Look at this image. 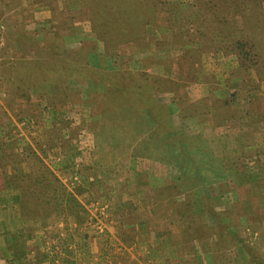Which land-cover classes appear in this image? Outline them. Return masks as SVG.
I'll list each match as a JSON object with an SVG mask.
<instances>
[{
    "label": "rangeland",
    "instance_id": "374dc122",
    "mask_svg": "<svg viewBox=\"0 0 264 264\" xmlns=\"http://www.w3.org/2000/svg\"><path fill=\"white\" fill-rule=\"evenodd\" d=\"M199 2L166 0L172 22L193 20ZM90 6V0H78L70 8L63 0H0V264H13L5 257L4 239L15 237H44L57 246L70 243L72 264H86L95 246L102 254L128 247L143 235L136 228L142 224L150 235L170 237L169 256L179 264H264V109L255 107L250 113L251 118L259 114L254 117L258 128L254 143L246 147L238 133L216 132L194 119L185 122L189 132L211 136L209 154L200 139L194 143L202 158L201 181L193 178L189 166L177 169V176L152 175L144 158L129 155L125 162L111 155L114 166H125L124 174L116 181L113 176L104 179L89 150V140L102 123L98 100L104 86L95 72H115L122 56L140 55L150 39L162 40L171 29L164 22L158 29L145 21L141 32L123 30L122 42L106 47L89 17H80ZM72 10L77 17L71 20ZM155 14L158 19L163 15L159 10ZM262 20L264 28V5ZM197 47L185 44L187 50ZM74 57L81 76H74L66 63ZM188 58L182 59L184 72ZM235 64L223 54L204 55L201 70L187 79L191 102L225 99L235 91L236 106L229 112L236 116L243 115L242 107L252 97L264 102V81L251 97L244 95L248 79L231 75ZM151 68L164 74L160 65ZM122 70L136 73L144 68L129 59ZM206 78L217 83L215 89ZM160 99L169 101V96L161 94ZM222 109L226 113V106ZM170 110L178 122L175 106ZM72 127L78 128L76 134ZM190 152L191 146L186 148ZM152 189L169 195L168 202L175 199L156 216L148 202L155 196ZM48 196L56 208L45 204ZM55 213L56 224H47ZM85 238H90L86 244ZM26 261L33 264L35 259L26 256Z\"/></svg>",
    "mask_w": 264,
    "mask_h": 264
},
{
    "label": "trees",
    "instance_id": "16d2710c",
    "mask_svg": "<svg viewBox=\"0 0 264 264\" xmlns=\"http://www.w3.org/2000/svg\"><path fill=\"white\" fill-rule=\"evenodd\" d=\"M57 1L52 0L55 4ZM63 1L69 8L78 2ZM135 1L132 4L129 0H108L103 3L90 0V8L86 9V14L80 16L89 17L94 32L106 43V47H115L114 43H121L123 30L129 33L141 32L145 21L154 23L158 29L161 28L160 23L164 22V27L171 29V33L162 40L150 39L146 43L150 45H145L146 48L140 55L128 58L122 56L119 69L115 72H95L98 81L103 82L104 92L98 100V110L102 117L101 128L89 140L92 163L104 179L113 176L116 181L118 176L124 174L125 166L117 167L113 162L117 159L125 162L128 155L139 156L145 159L152 175L177 176V169L189 166L188 168L193 167V178L201 181L199 160L202 161V158L198 157L199 151L194 148V143L196 138L200 139L204 151L209 154L211 136L189 132L185 122L194 119L209 124L216 132L228 135L238 133L236 136L240 137L243 147H246L254 143L253 133L258 128V122L251 118L250 113L255 107L264 109V102L252 97L244 106L247 108L242 107L245 113L236 116L232 112L236 106L233 101L235 91L225 99L206 98L191 102L185 90L190 83L187 79L192 78L196 70H201L204 55L223 54L232 63L236 61L231 75L248 79L244 85L247 90L241 92H246L244 95L249 97L257 92L260 81H264V0H201L202 3L196 0L200 7L193 20L185 17L178 24L172 22L166 0ZM139 3L147 5L148 10ZM156 10L163 14L160 19L156 17ZM75 12L72 10L68 13L69 19L77 17L73 16ZM187 42L197 43L198 47L187 50ZM184 56L189 57L188 68L183 67L187 72L180 70ZM129 59L140 61L144 70L136 73L122 70L123 63ZM77 62L75 57L66 59V63L72 65L74 76H81ZM153 65L162 66L164 74L152 73ZM206 80L211 89L216 88L217 83L213 79ZM161 94H168L169 101H162ZM92 95L93 98L98 96ZM170 105L177 109L178 122L171 113ZM225 106L226 113L222 109ZM229 109L232 111L229 112ZM71 131L76 134L78 128L72 127ZM189 146L194 149L193 153H186ZM111 155L115 156L113 162ZM213 159L215 158L212 157L211 160ZM155 190L152 189L155 196L148 201L152 205L150 211L154 216L156 211L167 209L175 201L171 199L168 202L169 195L163 192L157 194ZM28 198L27 196L26 199ZM49 199L48 196V203H44L50 204L49 209L51 206L56 208V204ZM35 202L37 201L33 200V204ZM51 218H47L45 222L56 224V213L54 220L51 221Z\"/></svg>",
    "mask_w": 264,
    "mask_h": 264
},
{
    "label": "crops",
    "instance_id": "0c3cea01",
    "mask_svg": "<svg viewBox=\"0 0 264 264\" xmlns=\"http://www.w3.org/2000/svg\"><path fill=\"white\" fill-rule=\"evenodd\" d=\"M256 115L252 118L255 119ZM262 115V118H264V112H262ZM260 124L264 128L263 120ZM261 144L263 143H260V146H262ZM136 228L143 235L141 237H134L128 247H120L114 252L102 254L100 252L97 253L98 249L95 246L93 248L96 250L94 251L96 253H92L91 260L86 261V264H179L176 257L169 256L170 237H167L163 233H153L154 230L151 232L153 235H150V230L146 224L139 225ZM66 238L68 239L69 237H64V239ZM89 239L85 238V244L88 243ZM114 240L118 241L117 239ZM49 242L51 243L49 244ZM49 242L44 237L4 239L5 257L12 259L13 264H30V262L26 261V256L29 258L33 256L35 259L33 264H72V255L70 253L73 247L70 243L62 244L60 247L59 245L57 246L58 242L54 240ZM91 245L92 243H90ZM62 249V252H57V250ZM99 250L102 251L101 249ZM11 253L12 256H10Z\"/></svg>",
    "mask_w": 264,
    "mask_h": 264
}]
</instances>
